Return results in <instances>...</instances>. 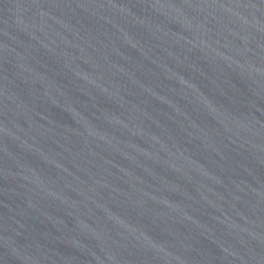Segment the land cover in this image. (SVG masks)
Segmentation results:
<instances>
[{
    "label": "water",
    "instance_id": "obj_1",
    "mask_svg": "<svg viewBox=\"0 0 264 264\" xmlns=\"http://www.w3.org/2000/svg\"><path fill=\"white\" fill-rule=\"evenodd\" d=\"M0 264H264V0H0Z\"/></svg>",
    "mask_w": 264,
    "mask_h": 264
}]
</instances>
